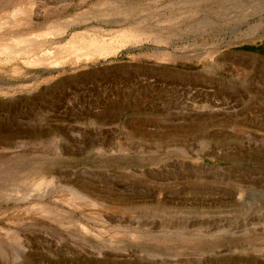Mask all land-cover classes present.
Listing matches in <instances>:
<instances>
[{
    "label": "rangeland",
    "instance_id": "obj_1",
    "mask_svg": "<svg viewBox=\"0 0 264 264\" xmlns=\"http://www.w3.org/2000/svg\"><path fill=\"white\" fill-rule=\"evenodd\" d=\"M0 157V264H264V0H0Z\"/></svg>",
    "mask_w": 264,
    "mask_h": 264
},
{
    "label": "bare ground",
    "instance_id": "obj_2",
    "mask_svg": "<svg viewBox=\"0 0 264 264\" xmlns=\"http://www.w3.org/2000/svg\"><path fill=\"white\" fill-rule=\"evenodd\" d=\"M91 42H92V40H91ZM70 43V42H69ZM94 44V42L92 43V45ZM122 45V44H121ZM90 47V46H89ZM69 48V47H68ZM67 48V46H66V48H65V50H67L68 52H70V53H72L71 51H73V48H75L73 45H70V50ZM78 48V47H77ZM88 48V47H87ZM102 48L103 47H101V50H102ZM98 49H99V47H98ZM82 50L83 51H86V49L84 48L83 49V47H82ZM91 50V49H90ZM93 50L95 51L96 49L95 48H93ZM99 51L98 50V54H100V56L101 55H106V50L105 49H103L102 51ZM83 51L81 52V54L83 53ZM93 51V52H94ZM90 52V51H89ZM96 53V52H95ZM116 53V52H115ZM80 54V55H81ZM88 56H87V55ZM85 54V56H86V59L89 57V56H92L94 53H92V55L90 54L89 55V53H86ZM97 54V53H96ZM97 54V55H98ZM113 55V54H112ZM115 55V54H114ZM77 56V55H76ZM79 56V55H78ZM94 56V55H93ZM92 56V57H93ZM106 56H108V53H107V55ZM80 57V56H79ZM93 58H95V57H93ZM97 58V57H96ZM99 58V57H98ZM89 59H91L90 57H89ZM92 60H94V59H92ZM33 64V63H32ZM21 164V158L20 157H7V158H2V157H0V179H11V180H13V181H17L19 178H22V179H24L25 178V176L23 175V174H21V171H20V169H18V167H19V165ZM31 171V173H36L35 172V169H31L30 170ZM47 183V182H46ZM17 188V187H16ZM22 192V191H21ZM41 192V191H40ZM68 192V191H67ZM38 194L40 195H38L39 197H45V194H44V191L43 192H41V193H39V191H38ZM44 194V195H43ZM70 194H71V196L72 197H75V198H78V199H85L84 197H83V195L82 194H80L77 190H70ZM31 197V196H30Z\"/></svg>",
    "mask_w": 264,
    "mask_h": 264
}]
</instances>
